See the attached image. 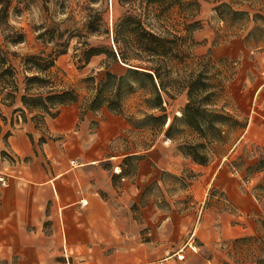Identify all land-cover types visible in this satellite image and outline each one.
<instances>
[{
  "label": "crops",
  "instance_id": "obj_1",
  "mask_svg": "<svg viewBox=\"0 0 264 264\" xmlns=\"http://www.w3.org/2000/svg\"><path fill=\"white\" fill-rule=\"evenodd\" d=\"M212 7L200 3L202 29L193 34L198 55L242 54L229 86L240 117L247 120L236 148L242 141L264 148V37L248 44L250 25L236 42L212 46L214 32L207 23ZM181 99L186 102L185 94ZM1 108L7 122H0V264H223L230 263L223 251L228 243L258 234L252 217L264 215V194L257 201L252 186L243 189L229 168L236 148L205 166L183 155L177 163L171 160L173 143L165 138L141 152L123 153V159L141 156L128 177L119 155L107 156V144L131 128L123 118L109 113L92 135L89 123L95 116H81L73 106L44 117L43 129L15 116L11 124L13 112L24 109L19 99ZM183 167L193 175L187 185L199 204L188 239L195 213H171L155 226L149 209L155 197L147 191L155 186L164 200L165 176L178 175ZM212 191L217 196L204 208ZM218 195L225 197L224 206L215 205ZM141 199L144 226L133 222L129 209ZM142 229L144 240L138 235Z\"/></svg>",
  "mask_w": 264,
  "mask_h": 264
},
{
  "label": "rangeland",
  "instance_id": "obj_2",
  "mask_svg": "<svg viewBox=\"0 0 264 264\" xmlns=\"http://www.w3.org/2000/svg\"><path fill=\"white\" fill-rule=\"evenodd\" d=\"M253 3L254 8L263 10L264 13V0H250ZM2 7L6 8V15L0 12V46L4 52H7V59L10 65L14 68L16 73V85L18 88L15 94V100L21 101V96L25 93L26 77H32L36 75V71L31 68L30 65L25 64V60L32 57H38L47 60L54 61L53 67L45 75V80L52 82L53 90L72 89L80 98H85L91 95L92 86H96L103 78L106 70L105 64L109 63L107 55L101 54L99 56L92 57L88 63H85L83 51L85 48L82 46L87 43L89 47L96 48L105 52L114 45L112 42V26L115 20L122 17L127 11L128 7L121 2V0H3L0 2V10ZM244 10H249L244 7ZM139 14H142L145 18L146 25L148 28L153 29L154 32L165 34L169 32L173 35L184 36V26L190 23L184 18V14H180L177 8H172L165 14L161 15V18L157 17V10H144L139 9ZM250 14L254 12L249 11ZM199 15V14H198ZM198 15L194 20H198ZM202 21H200L201 23ZM208 26L217 32L218 41L231 43V41H237L236 35H244L245 31H242V26L245 22H239L235 25H226L219 22L216 17L211 15L207 20ZM258 25L264 27L263 21H258ZM250 26V25H248ZM258 32L253 35L249 40L246 38L248 44H257ZM18 36L23 37V42L20 44H12L11 41L16 39ZM193 38V35H191ZM232 37V38H231ZM195 42V41H194ZM239 42V40H238ZM197 43V42H196ZM223 45V44H222ZM190 46H188L189 48ZM197 46L189 48L190 56L192 57L189 61L185 62V66L181 65L179 68L193 69L191 65L196 61L197 58L206 56L198 55ZM227 58L230 61L235 62L237 69H239L242 54L239 57H222ZM218 58L213 57V61H217ZM191 63V64H190ZM220 66H216L218 68ZM221 68V67H220ZM127 66L117 63L109 67V71L116 74L117 76L125 75ZM213 70L211 73L213 74ZM88 78L93 79L94 84L89 85L84 83ZM232 82H229L228 87ZM48 88V87H47ZM48 89H42L38 91L36 87L31 89L32 94L39 92H46ZM230 92V89H229ZM146 93L143 91H136L133 94H126L123 98V115H115L123 118L126 121L127 117H133L136 119L142 118V115L146 112L144 105V98ZM231 95V94H230ZM14 100V102H15ZM181 95L174 100L165 99L164 107L166 114L168 115L169 122L174 116L179 117V112L186 102L181 103ZM232 104V110L239 114L233 97L230 100ZM14 104V103H13ZM12 104V105H13ZM11 105V106H12ZM2 106L0 104V116L2 115ZM73 106L79 113L78 104L70 105ZM9 107V106H6ZM24 108V107H23ZM56 111L59 112V108L52 110L54 114ZM109 112L106 108H102L96 113L95 116L89 123V131L93 135L100 124L103 121H107ZM16 120L22 122L31 121L36 128L43 129V118L49 116L38 115L35 112H29L24 109H16L13 112V117ZM38 116H42L40 119ZM1 123H6L7 119ZM83 119V118H82ZM1 132V126H0ZM164 132L158 134L152 132L149 127L142 128H124L121 130V135L114 140H111L107 144V156L119 155V161L123 167V173L131 177L135 171V164L140 161L139 158H131L130 160L123 159V153L126 151L133 153V151H143L148 147L155 144L157 141H164ZM173 153L171 160L173 162H183L180 159L182 155L176 145L172 144ZM221 160L216 156H211V161ZM227 160V159H226ZM229 168L234 175L240 176L241 186L243 189L252 186L254 191L255 199L258 201L264 194V148L255 144L246 143L242 141L234 153L228 159ZM119 172V171H118ZM193 175L189 169L183 167L178 175L169 174L165 176L168 187L165 189L166 197L164 200L161 199L160 190L155 186H151L147 191L153 193L155 200L152 206L149 207L153 211L151 219L153 224H162L168 215L171 213L177 215H185L195 213L194 222L191 230L186 235L187 239L194 231V228L198 219V203L193 199L189 193V186L187 185V179L191 180ZM212 195H216L214 191L211 192L209 200L205 202L204 208H208L212 203ZM158 198V199H157ZM259 198V199H258ZM225 197L218 195L217 202L215 205L224 206ZM146 202L141 201L132 204L130 214L133 222L138 225L144 226L146 223L145 215H143V209H145ZM256 215L252 217L254 220L258 234L251 237L239 239L235 242L228 243L223 250L230 263L227 261L223 264H264V215ZM139 237L144 240L146 235V229L139 231ZM170 242L175 238L173 233L170 231L169 234ZM159 250V249H158ZM157 251V250H156ZM163 251V250H162ZM167 253L169 256L172 254ZM165 256V257H166Z\"/></svg>",
  "mask_w": 264,
  "mask_h": 264
},
{
  "label": "trees",
  "instance_id": "obj_3",
  "mask_svg": "<svg viewBox=\"0 0 264 264\" xmlns=\"http://www.w3.org/2000/svg\"><path fill=\"white\" fill-rule=\"evenodd\" d=\"M121 2L128 9L112 26L115 50L110 47L109 50L102 52L89 47L87 43L82 45L85 48L83 51L85 63L101 54L107 55L109 59V63L105 64L106 72L101 81L92 86L91 95L80 98L72 89L53 90L52 82L43 77H46L53 67L54 61H47L38 56L25 60V64L36 71V75L25 78V93L21 96L22 106L29 112L51 118L58 114V111L52 114V110L74 104H78L81 116L88 112L96 113L102 108H106L111 114L123 115L124 96L140 90L146 93L143 101L146 112L140 119L127 117L126 121L131 127H149L152 132L158 134L164 132L165 138L176 145L183 157L201 166L207 165L211 161V156L223 158L229 155L236 148L247 126V120L232 110L230 102L228 84L237 73L235 62L227 58L214 62L209 52L190 63L194 66L193 69H187V66L186 69L179 67L185 66V62L192 58L189 48L197 45L191 35L202 29L200 21L194 20L199 14L201 2L213 5V16L219 22L232 26L245 22L242 31H246L250 28L248 25H252L248 34L253 36L258 32L261 38L264 37V27L259 26L258 21L264 22L263 10L254 8L250 0H121ZM141 7L147 11L157 10L158 18L170 9L177 8L180 14L185 15L186 21L190 22L184 26L185 35L154 32L146 25L144 16L138 13ZM244 7L249 10H244ZM249 11L254 13L250 14ZM0 12L5 16L6 8L2 7ZM235 37L239 38L237 35ZM22 42V36L11 41L14 45ZM225 43L219 42L218 34L214 32L212 46ZM117 63L127 66L125 75L117 76L109 71V67ZM211 70L214 71L213 74ZM84 83L93 85L94 81L88 78ZM34 87L38 91L48 90L32 94L30 92ZM17 91L15 70L7 59V52L0 46V104L11 106ZM182 94L186 96V103L179 111L180 116H174L168 122L169 117L164 107L165 99L174 100ZM38 117L42 119V116ZM1 119L5 120L4 117Z\"/></svg>",
  "mask_w": 264,
  "mask_h": 264
},
{
  "label": "built area",
  "instance_id": "obj_4",
  "mask_svg": "<svg viewBox=\"0 0 264 264\" xmlns=\"http://www.w3.org/2000/svg\"><path fill=\"white\" fill-rule=\"evenodd\" d=\"M72 164H74V162H72ZM81 205L83 206L84 204L82 203Z\"/></svg>",
  "mask_w": 264,
  "mask_h": 264
},
{
  "label": "bare ground",
  "instance_id": "obj_5",
  "mask_svg": "<svg viewBox=\"0 0 264 264\" xmlns=\"http://www.w3.org/2000/svg\"><path fill=\"white\" fill-rule=\"evenodd\" d=\"M118 172V171H117Z\"/></svg>",
  "mask_w": 264,
  "mask_h": 264
}]
</instances>
